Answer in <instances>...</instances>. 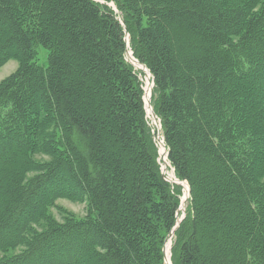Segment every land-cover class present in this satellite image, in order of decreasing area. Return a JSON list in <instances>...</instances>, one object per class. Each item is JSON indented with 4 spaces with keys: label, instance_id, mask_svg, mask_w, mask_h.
<instances>
[{
    "label": "trees",
    "instance_id": "trees-1",
    "mask_svg": "<svg viewBox=\"0 0 264 264\" xmlns=\"http://www.w3.org/2000/svg\"><path fill=\"white\" fill-rule=\"evenodd\" d=\"M12 60L0 264H164L182 193L158 132L189 189L171 264H264V0H0Z\"/></svg>",
    "mask_w": 264,
    "mask_h": 264
},
{
    "label": "rangeland",
    "instance_id": "rangeland-1",
    "mask_svg": "<svg viewBox=\"0 0 264 264\" xmlns=\"http://www.w3.org/2000/svg\"><path fill=\"white\" fill-rule=\"evenodd\" d=\"M37 50H38V55H37L36 63L39 66L46 67L47 66V56H48L47 51L45 49H43L42 47H38ZM17 67H18V63L16 61H13V60L12 61H9L6 65H4L0 69V82H2L5 78H7L13 72H15V70L17 69ZM135 70H137L139 72V70H141V69L138 70V68H136ZM143 73H144V71H143ZM149 77H150V75H149ZM149 77L146 76V77L143 78L144 83L146 85L144 88H146V87L148 88L149 85L152 84ZM149 120L151 122V125H153L157 129H159V127H158V121H157L156 118L153 119L152 116L149 115ZM159 134L160 133L158 132V136H159ZM159 157L160 158L158 159V164L160 165V170L164 173L165 177H167V179L170 180L172 178V173L171 172H172L173 169L170 167V164L169 163H168L169 164L168 165L166 163V161H163L164 160V156H162V159L163 160L161 159V155ZM35 158L37 160H48L49 159L48 157L41 156V155L35 156ZM162 166H164V168H165L164 171L162 169ZM180 183L183 184V185H181ZM171 184H175V185L179 186V188L181 190V193H182L181 196H180L181 197V205H179V207H178V211H177L176 218H178V219H181L182 218L183 219L184 218V215H185L186 207H187L188 197H189L188 187L186 188L187 184L184 183V182L178 181V180H176V181L172 180L171 181ZM56 205H59L63 209L74 213L78 217H82L86 213V211H85V205L84 204H77V203L69 202V201H66V200H59V201L56 202ZM180 206H181V208H180ZM50 212H51L52 215H54V217L56 219H60V215L58 214V212L56 210L53 209ZM166 246L169 247V256H170V248L172 246V239L170 241H167V243H165V247ZM164 264H171L170 258H169V261H166L165 260L164 261Z\"/></svg>",
    "mask_w": 264,
    "mask_h": 264
},
{
    "label": "bare ground",
    "instance_id": "bare-ground-1",
    "mask_svg": "<svg viewBox=\"0 0 264 264\" xmlns=\"http://www.w3.org/2000/svg\"><path fill=\"white\" fill-rule=\"evenodd\" d=\"M126 41H127V38H126ZM127 58L129 59V61H130V63L132 64V65H135L136 66V68H141V67H139V63H137V61H135L133 58H132V55H131V53L130 52H128L127 53ZM142 71H144V70H142ZM147 73V72H146ZM148 74V73H147ZM150 78V77H149ZM146 86V85H145ZM144 89V88H143ZM145 109H146V114H147V117H148V119H149V115L150 116H152V118L153 119H155L154 117H153V111H152V108L145 102ZM157 143H158V145H159V156L161 155V159H162V156H164V160L163 161H166V159H167V151H166V149H165V147H164V145H163V143H162V141H161V139H160V137L159 136H157ZM160 158V157H159ZM167 163V162H166ZM168 164V163H167ZM169 165V164H168ZM162 169H163V171L165 170V168H164V166H162ZM161 173L164 175V173L161 171ZM172 178L169 180L170 182L172 181V180H174V181H176L177 179H175L174 178V171L172 170ZM165 176V175H164ZM167 178V177H166ZM181 184V183H180ZM181 185H183V184H181ZM188 186H186V188H187ZM183 188V187H182ZM187 192V191H186ZM188 194H189V189H188ZM183 197V196H182ZM183 202V201H182ZM179 205H181V197H180V203H179ZM180 208H181V206H180ZM182 220V218L181 219H178V218H176V221L179 223L180 221ZM166 248V250H165V253H166V257H167V259L169 258V247L168 246H166L165 247Z\"/></svg>",
    "mask_w": 264,
    "mask_h": 264
},
{
    "label": "water",
    "instance_id": "water-1",
    "mask_svg": "<svg viewBox=\"0 0 264 264\" xmlns=\"http://www.w3.org/2000/svg\"><path fill=\"white\" fill-rule=\"evenodd\" d=\"M133 66H135V65H133ZM139 67H141V68H138V69L144 70L145 75L149 77V75H148L149 72L147 71L146 67L145 66H142V65H139ZM146 72H148V74ZM152 87H153V84L149 85L148 90H147L150 97H151V88ZM146 103L150 106V98L149 99H146ZM153 117L156 118V116L154 114H153ZM178 225H179V223L176 222V225H175L174 229L170 232V234L166 238V243H167V241H170L172 239L173 234H174V231L176 230V228L178 227ZM165 250H166V248H164V257H165V260L166 261H169V258L167 259V257H166Z\"/></svg>",
    "mask_w": 264,
    "mask_h": 264
}]
</instances>
